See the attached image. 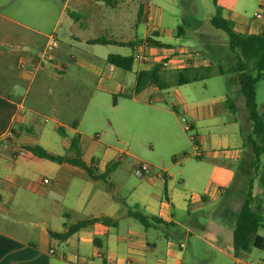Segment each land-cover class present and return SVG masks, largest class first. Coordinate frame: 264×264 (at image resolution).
<instances>
[{"label": "rangeland", "instance_id": "obj_1", "mask_svg": "<svg viewBox=\"0 0 264 264\" xmlns=\"http://www.w3.org/2000/svg\"><path fill=\"white\" fill-rule=\"evenodd\" d=\"M146 1L148 4L147 15L141 22H136L135 11L138 0H125L128 8H132V18L129 21L133 29L137 26L138 36L137 39H134L135 47L141 48L142 54L148 53L150 48H143L141 39L144 27L149 24L152 25L150 29H158V39L163 43L169 44L178 53L184 51V54H180L181 56L186 57L188 49L198 51L202 58L212 61L214 70L217 69V66H221L225 75L217 74L210 78L193 81L186 85L187 87H180L184 97L188 101L208 103L214 96L228 94L236 104L237 116L241 118L246 114L243 96L237 88L238 85L229 79L232 76L230 58L233 59V57L227 49L226 34L209 23L210 16L215 13L214 1ZM63 2L64 0H56V2L52 0H15L12 5L2 10L6 15H11L33 27L46 31H51L56 21L53 37L49 38L47 42L43 38L38 44L25 48L26 53L22 59L34 73L31 81L25 85V106L35 107L38 110V113L35 114V123H29L32 127L30 135L35 139V143L52 152L66 153L67 149L64 146L66 139L57 132L56 127L62 123L69 135L72 133L70 123L76 120L82 150L88 148L90 151H94L100 161L118 160L117 169L109 178L94 181L95 189L100 187L103 194L117 199L128 194L127 186L129 184L132 186L142 182L146 184L149 178L157 180L158 177L154 174L166 170L168 195L173 198L175 206L171 208L173 222L162 224L155 230L150 229L149 235L156 243V250L153 255L148 257L149 264H158V259H168L169 261V252L176 253L182 264L237 263L233 258L230 245L225 242L229 237V222L220 232L221 241L219 242L222 244H219L213 236L208 235L201 225H211L217 219H221L223 204L229 206L233 211L239 208L242 201L241 193L246 186L250 171L246 172L244 164H240V161L236 159H232L235 163L233 172L228 173L216 168L215 161L207 159L206 156L202 159L195 158V147L199 145L193 143L190 135L196 130L195 128L186 129L189 118L182 112L180 104L175 105L177 98L174 88L169 87L165 91L162 90L160 94L161 90L150 85L135 92V70L139 65L141 68L145 66L142 61L135 59L131 70L117 67L111 75L114 85L104 90L96 88L95 84L99 75L88 73L89 71L82 65L76 64L75 59L80 57V51L68 45L72 33L70 22L76 19L74 14H78L79 11L68 5L60 14ZM217 2L231 3L232 0H217ZM238 2L235 19L248 22L249 26L254 29L240 23L236 25L235 29L245 32L258 31L263 28V22L252 19L253 14L259 10V0H239ZM123 8L121 14L125 12ZM128 14H130L129 10L126 12V15ZM223 15L228 16L230 12L225 9ZM98 28L96 25L88 27L85 30L88 37L105 35ZM78 45L79 48H83L80 43ZM93 45L102 51L107 49L116 51L115 49H117L125 55L133 51L127 44L118 47L111 44ZM3 47L6 48V46ZM85 47L86 45H84ZM167 47L162 46L158 50L165 52ZM39 52H43V54L39 55ZM71 55H75L76 58H70ZM34 57L35 60L39 59L40 61L38 63L33 61ZM176 63L169 62L167 66L171 78L176 77L177 68L175 66L179 65ZM98 67L103 69L104 74H107L108 70L104 64L99 62ZM130 95H135L145 101L151 98L154 101L161 99L171 110L175 105L176 113L169 114L172 118H174V114L177 116L176 123L171 122L167 125L152 117L150 113L136 111L128 99ZM256 102L260 114L264 115V75L256 84ZM234 113L227 111L224 116L220 117L221 121ZM217 131L223 133L221 128ZM198 132L205 138L207 136L213 138L214 129L203 127L199 128ZM224 132L229 133V128L227 127ZM203 147L207 151L206 153H209L213 146L205 139ZM220 147H226L232 152L236 146L231 143L228 146L220 145L213 149H222ZM182 152L186 154L183 155ZM145 162L149 163L151 170L149 175L141 178L133 172L136 171L137 164ZM1 167L11 169V160L0 158ZM43 171L47 173L46 170ZM29 172H31L27 176L29 179L36 178V175L32 174V170ZM229 176H232L233 179L231 183L227 182V192H230V196L225 197V201L219 200L216 203L214 200H209L199 204H190L188 208L185 206V202L196 200L194 194L203 195V189L209 185V179L226 181ZM80 183L81 180L75 177L70 186H58L59 189L56 187V190L63 194V200L69 202L76 197ZM155 186L152 185L150 188L152 190L160 188ZM257 189L258 180L254 183V191ZM3 198V203H0V216L7 215V218L0 217L4 220L3 223H7L9 220L24 222L28 221L27 219H38L36 215L25 213L21 207L23 198L19 195L12 197L10 193L4 192ZM139 210L143 211L142 208ZM84 251L89 252V248ZM246 258L257 263L260 258H264V251L253 248Z\"/></svg>", "mask_w": 264, "mask_h": 264}, {"label": "crops", "instance_id": "obj_2", "mask_svg": "<svg viewBox=\"0 0 264 264\" xmlns=\"http://www.w3.org/2000/svg\"><path fill=\"white\" fill-rule=\"evenodd\" d=\"M52 1L56 2V0ZM238 1L232 0L231 3H220L216 0V4L221 7L222 15L225 9L230 12V15L223 16L232 19L234 27L240 23L254 29L249 26L248 22L235 19ZM14 2L15 0H0V158H8L12 162L11 169L7 167L0 168V203H3L4 192L10 193L12 197L19 195L23 198L21 207L25 213L27 215H36L38 219H27L28 221L24 222L9 220L7 223H3L4 220L0 218V264H84L86 262L90 264H149L150 260L148 257L153 255L156 250V243L152 241L149 235L150 229L155 230L162 224L173 222L171 208L175 206L173 198L168 195V174L165 169L161 173L154 174L158 177L157 180L149 178L146 184H143V182L139 185L136 183L133 186L129 184L127 186L128 194L117 199L103 194L100 187L95 189L96 184L94 181H98V179L90 177L81 166L68 161L57 163L40 158L21 147V144L36 142L30 135L32 127L29 123H35V114L38 113L35 107L25 106V85L31 81L34 75L32 68L30 69L22 61L24 53H26L25 48L38 44L43 38L47 42L49 38L53 37L56 21L51 31H46L33 27L21 19L4 14L2 10ZM123 4L125 5L123 6ZM262 4L264 5V0H259V6ZM68 5L79 11L78 14H74L76 19L70 22L72 33L70 35L71 41L68 43V45L80 51V57L75 59V63L82 65L89 71L88 73L99 75L95 84L96 88L101 90L110 88L114 85L111 75L117 67L108 63L106 57L109 53L125 54L120 53L117 49H115L116 51H110V49L102 51L99 48H95L93 44H111L115 47L127 44L131 46L132 50L138 47H135L134 41L138 36L137 26L133 29L129 21L132 18V8H128L125 0H116L111 3H106L102 0H64L60 14ZM136 6V22H141L148 12L147 1L138 0ZM122 7H124V14H121ZM127 10L130 11L128 15H126ZM81 19L83 20L80 21ZM94 25L99 27L98 30L105 35L88 37L89 35L86 34L85 30ZM151 26L146 24L142 33V47L150 49L148 53L144 54L147 58L140 60L145 66L143 68L140 65L137 67L135 77L139 70L148 69L156 65L157 57L162 56L168 58V64L169 62H177L179 64L175 66L177 69L188 65L197 67L209 65L213 68L212 61L208 58H202L200 53L194 49H188L186 57L181 56L180 54H184V51L178 53L169 44L163 43L158 39V29H150ZM152 33L154 34V39L159 41L161 45L152 46L145 43L146 36ZM94 38H103L106 41L105 43H92L90 40ZM77 42L83 48H79V43L77 44ZM89 44L91 46H88ZM84 45H86L85 48ZM3 46H6V48ZM162 46H168L167 51H159L158 48ZM195 52L198 53L195 54ZM38 54L42 55L43 52ZM131 54H133V51L126 55ZM70 58L74 59L76 56L71 55ZM35 59L34 57L33 61H37V63L40 61ZM230 61L233 66V59L230 58ZM99 62L106 66L107 74H104L103 69L98 67ZM232 66V76L229 79L236 83V73L232 71ZM64 69L65 67L63 72ZM160 70L161 78L164 81L171 84L175 80V78L170 77L167 67ZM192 82L169 86L173 87L176 93L177 100L175 105L180 104L182 112L189 118L187 125L193 124L195 132H197L201 157L206 156L207 159L214 160L216 168L231 173L233 172V164H235L232 159L239 160L241 163H247L250 160V146L245 144L239 129V122L240 125L243 124L248 129L246 114L239 118L236 110L233 115L221 121L220 117L229 111L225 106V96H214L208 103L188 101L180 87H187L186 85ZM151 86L157 88L154 85ZM166 89H159L161 90L159 93L161 94L162 90L165 91ZM128 99L132 102L136 111L140 113H150L152 117L167 125L177 121L175 114L174 118L169 114L176 113L175 110H171L161 99L154 101L151 98L145 101L135 95H130ZM66 105L68 106V104ZM175 105L172 108L175 109ZM74 121L76 120L72 122ZM72 122L70 123L72 133L69 135L62 123L58 125L64 128L65 135L62 136L66 139L64 146L67 152L57 154H72L69 150L70 137L75 133H79L77 129L78 123L76 122V126L73 127ZM20 126L23 127L22 130H18ZM203 127L214 129L213 138L209 136L205 138L203 134L198 132V129ZM227 127L229 128V133L224 132ZM11 128L16 130V135L12 134ZM220 128L223 133L217 131ZM205 139L207 143L213 146L209 153H206L207 151L203 147ZM231 143L236 146L232 152L226 147L213 149L215 147L218 148L220 145L228 146ZM194 155H197L196 152ZM81 160L86 164L93 165L98 173L104 172L108 163L100 161L99 157L95 156L94 151H90L88 148H83ZM116 169L117 166L112 169L106 178H109ZM30 170L33 171L32 174H35L36 178L29 179L27 177L31 174ZM43 170H46L47 173ZM85 172L86 174H84ZM133 173L141 178L150 174L149 172V174L141 175L137 172V169ZM75 177L81 180L78 193L72 201L67 202L63 200V194L57 192L56 187L70 186ZM43 178H47V181L44 182ZM232 179V176H229L226 181L223 179L216 181L209 179V185L203 189V195L194 194L196 196L194 199L196 200L185 202V206L188 208L190 204H199L209 200H214L216 203L219 200L225 201V197L230 196V193L227 192V182L231 183ZM152 185L154 187L157 185L160 188L152 190L150 188ZM132 206H136L137 209L142 208V212L145 214L155 215L160 219L145 227L128 214V210ZM231 210L229 206L223 204L221 208L222 218L217 219L211 225L204 226L202 224L201 228L219 242L221 241L220 232L224 225L229 222V237L225 242L230 245L232 252V221L229 218ZM100 215L114 218L116 224L107 225L96 221L87 227L75 231L63 241H59L49 234L50 230L61 231L64 228V222L73 223L79 219ZM0 217L7 218V215ZM219 222L221 223L219 224ZM261 233H264V229ZM53 247L55 252L50 253L49 249ZM86 248H89V252L84 251ZM248 253L242 258H233H235L237 263L264 264V258H260L257 263L247 259ZM169 254V261L168 259H158V264H182L176 253L169 252L168 256Z\"/></svg>", "mask_w": 264, "mask_h": 264}, {"label": "trees", "instance_id": "obj_3", "mask_svg": "<svg viewBox=\"0 0 264 264\" xmlns=\"http://www.w3.org/2000/svg\"><path fill=\"white\" fill-rule=\"evenodd\" d=\"M102 1L106 3L112 2V0ZM213 1L215 13L210 16L209 23L214 28L221 29L226 34L227 49L233 57L232 71L236 73V83L239 92L243 96L248 122V129L243 124L240 125V133L243 135L245 144L250 146V160L247 163L240 162V164H244L245 171H250V175H248L246 186L242 190V201L239 208L236 211L231 210L229 214V218L232 221V254L236 258H242L253 248L264 251V233H261L264 229V115L260 114L256 102V84L264 75V27L257 32H241L236 30L234 21L224 17L221 7L216 4V0ZM90 41L92 43H105L106 40L103 38H94ZM145 43L152 46L161 45L159 41L154 39L153 33L146 36ZM106 61L124 70H131L134 58L132 54L121 55L118 53H109ZM199 67L188 65L176 69V77L171 84L161 78V70L157 64L148 69H141L136 73L134 90L135 92H139L147 85H154L159 89H165L171 85L205 79L215 74H225L221 66H217L216 70L209 65ZM225 106L230 112L236 111V104L230 99L228 94L225 95ZM172 109L175 110L174 108ZM72 126H76V121L72 122ZM192 128H194L193 124L186 126L188 130ZM22 129V126L18 127V130ZM56 130L59 134L65 135L62 126H57ZM11 132L14 135L17 133L14 128H11ZM190 136L193 143L197 145V132L192 133ZM21 147L40 158L57 163L68 161L79 165L94 179H105L118 164V160L108 162L104 172L98 173L93 165L84 163L81 160L82 146L79 133H75L70 137L69 150L72 152L71 155L48 151L38 143H25L21 144ZM182 154L185 155L186 153L182 152ZM194 156L197 159L202 158L198 154ZM256 180H258V189L254 191V183ZM228 193L230 192L228 191ZM128 214L145 227L152 225L153 221L160 219L155 215L145 214L137 209L136 206H132L128 210ZM96 221L107 225L116 224L114 218L105 215L93 216L79 219L73 223L64 222V228L61 231L50 230L49 234L57 240L63 241L75 231L87 227Z\"/></svg>", "mask_w": 264, "mask_h": 264}, {"label": "built area", "instance_id": "obj_4", "mask_svg": "<svg viewBox=\"0 0 264 264\" xmlns=\"http://www.w3.org/2000/svg\"><path fill=\"white\" fill-rule=\"evenodd\" d=\"M252 19L254 21H259V22H263L264 23V5H260L259 6V10H257L253 16H252ZM133 58L134 60L135 59H138V60H141V59H145L147 58V56H145L144 54H142V49L139 48V47H136L134 48L133 50ZM157 65L159 66L160 69H165L167 66H168V58L162 56V57H157ZM195 151H196V154L200 155V149L199 147H195ZM136 169H137V172L141 175H146V174H149L150 172V166L149 164L147 163H139L136 165ZM43 181L46 182L47 181V178H43ZM49 252L50 253H54L55 252V248H50L49 249ZM84 264H90L88 262L84 263Z\"/></svg>", "mask_w": 264, "mask_h": 264}]
</instances>
